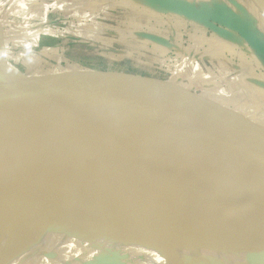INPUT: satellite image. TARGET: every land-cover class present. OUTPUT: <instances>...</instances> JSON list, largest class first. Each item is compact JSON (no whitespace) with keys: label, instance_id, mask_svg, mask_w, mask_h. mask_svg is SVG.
I'll return each mask as SVG.
<instances>
[{"label":"water","instance_id":"obj_1","mask_svg":"<svg viewBox=\"0 0 264 264\" xmlns=\"http://www.w3.org/2000/svg\"><path fill=\"white\" fill-rule=\"evenodd\" d=\"M264 15V0H252ZM0 79V145L26 118L80 117L184 155L207 173L176 172L121 148L62 149L28 210L0 191V240L46 225L86 200L122 190L113 202L174 212L264 245V160L212 133L166 96L104 73Z\"/></svg>","mask_w":264,"mask_h":264},{"label":"rangeland","instance_id":"obj_2","mask_svg":"<svg viewBox=\"0 0 264 264\" xmlns=\"http://www.w3.org/2000/svg\"><path fill=\"white\" fill-rule=\"evenodd\" d=\"M10 1L11 11L0 10V51L19 78L82 72L128 80L264 160V125L248 124L249 115L223 100L264 112V65L250 68L257 63L248 49L251 34H264L253 17L264 15L252 0Z\"/></svg>","mask_w":264,"mask_h":264},{"label":"bare ground","instance_id":"obj_3","mask_svg":"<svg viewBox=\"0 0 264 264\" xmlns=\"http://www.w3.org/2000/svg\"><path fill=\"white\" fill-rule=\"evenodd\" d=\"M0 64L6 63L0 56ZM6 66L8 74L17 73ZM17 80L21 81L17 78ZM121 148L176 172L205 174L194 160L80 117L26 118L0 145V191L28 210L50 162L62 149ZM122 186L43 226L0 240V264H264V245L174 212L113 202ZM4 218L10 216L3 209Z\"/></svg>","mask_w":264,"mask_h":264},{"label":"crops","instance_id":"obj_4","mask_svg":"<svg viewBox=\"0 0 264 264\" xmlns=\"http://www.w3.org/2000/svg\"><path fill=\"white\" fill-rule=\"evenodd\" d=\"M6 1H7V4L9 5L8 7L6 6ZM14 3H12L10 0H3V1L0 0V10L2 8L3 12L4 11H11V9L13 7L12 5ZM14 10H15V8H14ZM29 10H30V8H26V11L29 12ZM253 18L255 20L254 23L257 25V27H259L260 29H262L264 31V20L261 18V16H258L256 14V16H254ZM236 28H237L238 31L240 30L239 29L240 28L239 25L236 26ZM250 31H251V33H253V25H252V29ZM256 33H257V29H256ZM239 35H240V31H239ZM251 35L252 36L250 37L249 41H250V44L252 43V46L248 48L249 49V54H250L251 61L252 62H256L258 66L256 64H253V65H251L250 68H252V67H256L257 68L258 67L259 70H262L260 66L264 65V34L261 35V37H258L257 35L256 36H253L255 34H251ZM226 40H229V39L227 38ZM223 41L224 40H219L218 41V44L221 45V42H223ZM232 41H233L232 43L235 44V45L236 44H239L240 43V38H238V39H232ZM227 42L230 43V41H227ZM242 44H245V43H242ZM0 56L3 59V61L6 63V66H9L8 68H10L14 72H16L15 71L16 69L14 68V66L10 62H8V61L5 60V57H4V55L2 54L1 51H0ZM5 67L0 64V79L1 78H4L5 76H10L8 74V71L6 70ZM223 100L226 103H228V105H231V106H233L235 108H238L242 112H244L245 114L249 115L248 117H243L247 121L248 124L251 123L254 126L255 125H260V124H263L264 125V112L261 109H260L261 113H259V114H256L255 113L254 114V113L251 112V109H249V108H247L245 106L242 107V105L238 103V101L236 100V98H234V96H229V98L228 97L227 98H223ZM222 106H223V104H222ZM235 112H236V110H235ZM233 117H235L234 114H233ZM251 133H252V137H253V132L251 131ZM257 138H261V139L264 140V133L258 134L257 135Z\"/></svg>","mask_w":264,"mask_h":264}]
</instances>
